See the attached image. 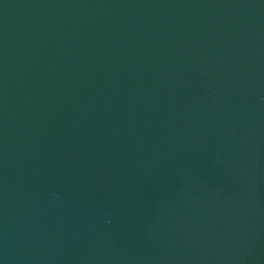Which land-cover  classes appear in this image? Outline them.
<instances>
[{
  "label": "water",
  "instance_id": "water-1",
  "mask_svg": "<svg viewBox=\"0 0 264 264\" xmlns=\"http://www.w3.org/2000/svg\"><path fill=\"white\" fill-rule=\"evenodd\" d=\"M0 264H264V0H0Z\"/></svg>",
  "mask_w": 264,
  "mask_h": 264
}]
</instances>
